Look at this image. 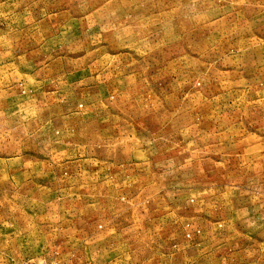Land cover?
<instances>
[{"label": "rangeland", "instance_id": "rangeland-1", "mask_svg": "<svg viewBox=\"0 0 264 264\" xmlns=\"http://www.w3.org/2000/svg\"><path fill=\"white\" fill-rule=\"evenodd\" d=\"M264 264V0H0V264Z\"/></svg>", "mask_w": 264, "mask_h": 264}, {"label": "built area", "instance_id": "built-area-1", "mask_svg": "<svg viewBox=\"0 0 264 264\" xmlns=\"http://www.w3.org/2000/svg\"><path fill=\"white\" fill-rule=\"evenodd\" d=\"M32 264H42V263H32Z\"/></svg>", "mask_w": 264, "mask_h": 264}]
</instances>
